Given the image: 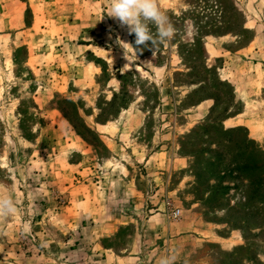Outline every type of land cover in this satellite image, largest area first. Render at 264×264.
Wrapping results in <instances>:
<instances>
[{
  "label": "rangeland",
  "instance_id": "obj_1",
  "mask_svg": "<svg viewBox=\"0 0 264 264\" xmlns=\"http://www.w3.org/2000/svg\"><path fill=\"white\" fill-rule=\"evenodd\" d=\"M158 4L176 35L153 49L110 0H0V196L17 208L0 216V264H104L103 248L141 264H264V197L213 158L228 165L246 137L264 152V103L239 124L236 90L264 77V0ZM218 129L236 130L232 144Z\"/></svg>",
  "mask_w": 264,
  "mask_h": 264
},
{
  "label": "clouds",
  "instance_id": "obj_2",
  "mask_svg": "<svg viewBox=\"0 0 264 264\" xmlns=\"http://www.w3.org/2000/svg\"><path fill=\"white\" fill-rule=\"evenodd\" d=\"M108 15L127 26L129 34L135 35L136 45L155 49L158 45L170 42L176 35L175 27L159 7L158 0H110ZM152 27H155V33ZM16 211L12 198L0 196V216H12ZM161 264L174 262L171 257H165Z\"/></svg>",
  "mask_w": 264,
  "mask_h": 264
},
{
  "label": "trees",
  "instance_id": "obj_3",
  "mask_svg": "<svg viewBox=\"0 0 264 264\" xmlns=\"http://www.w3.org/2000/svg\"><path fill=\"white\" fill-rule=\"evenodd\" d=\"M63 102L67 104H73V102L69 100H65ZM63 114L66 119L70 123H72L67 113L63 111ZM72 125L78 132V129L75 127V125ZM233 131L236 130L218 129L220 135H226L225 138L221 139L225 144H232V139L230 137L227 138V135H229ZM241 142L242 143L240 144L239 142L237 143V147L239 148V150L237 152H235L234 150V153H232L233 155H231L230 163L228 165L224 162V160L226 159L225 155L223 156L221 153L216 155L214 154L213 158L216 164L215 167L222 169V179L225 177L233 176V174H235L237 177L248 174L246 179H249L251 182L253 181L255 185H257L254 189V197L258 196L261 199V197H264V185L262 184L264 182V152L261 150L259 145H257L254 141L247 137L243 138ZM214 144H221V141H218L217 143L215 142ZM213 153H216V150ZM222 164L223 168L220 166ZM255 175H257V177H255Z\"/></svg>",
  "mask_w": 264,
  "mask_h": 264
},
{
  "label": "crops",
  "instance_id": "obj_4",
  "mask_svg": "<svg viewBox=\"0 0 264 264\" xmlns=\"http://www.w3.org/2000/svg\"><path fill=\"white\" fill-rule=\"evenodd\" d=\"M256 47V46H255ZM255 47H252L253 49H255ZM254 51V50H253ZM253 51H250L249 53H254ZM256 53L255 55L254 54H251V58L250 60H244L243 59V64L245 65V67H252V65L254 67H252V69L255 68V66L257 64L260 65L259 62H257L255 59L256 58H260V55H257L256 57ZM247 58H248V55H246ZM261 65L262 67L264 66V56L261 57ZM261 70H263L261 68ZM257 73V72H256ZM248 74V73H246ZM249 78H254V86H259V91L258 92H255V93H249L247 94L245 89H243L242 85L239 86V83H238V87H237V93L240 94V96H243V98L246 100V108L243 110V113L240 114V116L243 118V120H241V122L239 124H243L244 126H248L249 127V122L246 120L247 117H249V110H247V108H249L251 105L255 104L256 105L260 102L264 103V97H263V91H264V77L263 78H259V76H257L256 74H253V77H252V73L248 74L247 75ZM253 86V87H254ZM254 95V96H253ZM260 111V110H259ZM252 115V114H250ZM252 122H254L256 124L257 120H252ZM252 126H250V129H251ZM255 134H254V138H261L263 135H264V122H262V124L260 125L258 122H257V125H255ZM107 226V227H106ZM100 229H103L105 230V234H109V233H112L116 230V225L113 221L109 220V221H106V223L104 225H101L99 227ZM103 251H105V261H104V264H111L110 262L113 260L115 264H141V262L139 261V258L138 257H134L135 255L133 256H122V257H119V256H116L115 253L113 252V250H109V249H104L103 248ZM102 251V252H103ZM112 263V264H114Z\"/></svg>",
  "mask_w": 264,
  "mask_h": 264
},
{
  "label": "built area",
  "instance_id": "obj_5",
  "mask_svg": "<svg viewBox=\"0 0 264 264\" xmlns=\"http://www.w3.org/2000/svg\"><path fill=\"white\" fill-rule=\"evenodd\" d=\"M174 215H176V213Z\"/></svg>",
  "mask_w": 264,
  "mask_h": 264
}]
</instances>
